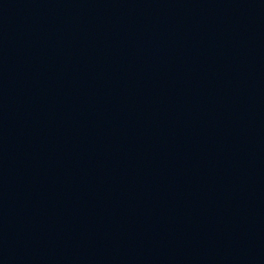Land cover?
I'll return each instance as SVG.
<instances>
[{
	"label": "water",
	"instance_id": "water-1",
	"mask_svg": "<svg viewBox=\"0 0 264 264\" xmlns=\"http://www.w3.org/2000/svg\"><path fill=\"white\" fill-rule=\"evenodd\" d=\"M0 264H264V0H0Z\"/></svg>",
	"mask_w": 264,
	"mask_h": 264
}]
</instances>
